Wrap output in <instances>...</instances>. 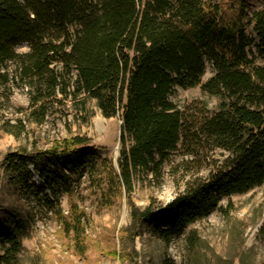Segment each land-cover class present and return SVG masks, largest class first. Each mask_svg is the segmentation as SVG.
Returning <instances> with one entry per match:
<instances>
[{
  "label": "trees",
  "instance_id": "16d2710c",
  "mask_svg": "<svg viewBox=\"0 0 264 264\" xmlns=\"http://www.w3.org/2000/svg\"><path fill=\"white\" fill-rule=\"evenodd\" d=\"M250 16L248 0H0V71L16 63L41 122L59 96L95 99L105 118H119L120 183L130 192L141 170L161 171L186 133L170 96L201 86L221 104L196 135L228 152L206 181L156 211L132 209L167 244L219 201L264 185V0ZM253 25L258 43L247 33ZM27 43L29 51L16 48ZM207 62L214 75L203 82ZM100 155L80 137L49 151L9 153L7 171L25 192L42 194L57 211ZM33 167L44 180L39 192ZM19 226L0 225V264H18Z\"/></svg>",
  "mask_w": 264,
  "mask_h": 264
},
{
  "label": "rangeland",
  "instance_id": "374dc122",
  "mask_svg": "<svg viewBox=\"0 0 264 264\" xmlns=\"http://www.w3.org/2000/svg\"><path fill=\"white\" fill-rule=\"evenodd\" d=\"M219 1V0H218ZM250 16L263 4L248 0ZM247 33L258 43L253 25ZM256 54V65L264 56ZM16 51H29L27 43ZM16 63L0 71V225L19 226L23 249L18 264H264V185L222 198L218 208L190 224L170 243L149 222L135 224L132 209L164 207L191 186L206 182L228 152L196 135L198 123L218 111L221 100L201 86L176 87L171 101L182 111L186 133L160 172L141 170L128 192L118 179L121 125L105 118L95 99L60 95L44 119L32 114L30 89L16 77ZM214 75L207 62L203 82ZM80 137L100 158L84 173L71 195L52 211L42 194L25 192L7 171L9 153L34 154ZM39 192L46 184L31 167ZM4 253L0 246V255Z\"/></svg>",
  "mask_w": 264,
  "mask_h": 264
}]
</instances>
